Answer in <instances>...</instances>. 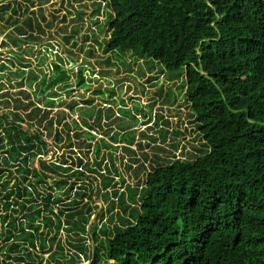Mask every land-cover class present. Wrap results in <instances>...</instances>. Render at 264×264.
I'll return each instance as SVG.
<instances>
[{"label":"trees","instance_id":"obj_1","mask_svg":"<svg viewBox=\"0 0 264 264\" xmlns=\"http://www.w3.org/2000/svg\"><path fill=\"white\" fill-rule=\"evenodd\" d=\"M99 2L108 11L105 53H130L182 79L202 139L194 148L198 156L162 158L157 153L170 152L158 145L152 157L142 153L140 163L130 149L134 140L123 138L127 169L135 165L137 179L149 169L141 184L126 186V202L113 190L116 137L111 144L96 140L83 119L81 125L64 112L52 114V89L70 87L63 60L49 66L48 77L22 64L7 71L0 61V72L17 89L0 86V254L11 264H81L80 257L87 264H264V0ZM0 22L14 28L6 45L16 50L43 34L30 18L19 20L10 4L0 3ZM26 54L33 55L32 48ZM76 78L81 88L82 70ZM67 106L73 111L74 104ZM167 131H159L162 141ZM52 149L54 155L65 151L45 161ZM97 178V196L106 202L112 189L122 213L115 214L118 223L111 215L108 226L89 231L87 180ZM110 204L108 212L116 205ZM61 232L70 240L63 242ZM88 236L94 245L89 253Z\"/></svg>","mask_w":264,"mask_h":264},{"label":"rangeland","instance_id":"obj_2","mask_svg":"<svg viewBox=\"0 0 264 264\" xmlns=\"http://www.w3.org/2000/svg\"><path fill=\"white\" fill-rule=\"evenodd\" d=\"M0 3L10 4L19 20L24 21L30 18L36 32H38L37 25L43 31L35 44L22 46L21 49L16 50L6 45L9 43L6 35L14 31V28L0 22V61L4 62L7 71L20 68L19 64H22L29 66V69L42 70L48 77L49 66L55 64L57 58L63 60L62 67L69 71L70 87L52 89L53 100L56 101L52 114L64 112L78 124H81L80 121L83 119L88 126L94 128L91 134L96 140L111 144V138L116 137L117 143L113 146L117 150L112 159H114L113 165L117 173L113 190L124 194L126 202L129 197L126 186L133 189L136 182L139 181L141 184V180L145 178L149 169L146 173H141L138 179L133 172L136 170L135 165H132L130 170L127 169L130 160L126 156L122 157L123 138L134 140L130 149L139 157L140 163H142L141 154L146 153L152 157L156 153L152 150L153 146L158 145L170 152V155L157 153L162 158H170L172 155L176 158L198 156L195 149L202 143V139L198 138L193 119L189 117L190 110L184 102L185 89L182 79L165 73L160 65L135 58L130 53H105L103 48L108 36L107 24H105L108 11L99 0H4ZM98 5L100 7L96 12ZM7 14L9 16L10 12L8 11ZM69 38L70 40L67 41L66 39ZM28 47L32 48L33 55L26 54ZM11 50L23 59L9 54ZM41 60H44L43 66H39ZM78 70H82L83 86L81 88L78 87L76 78ZM8 80L6 72H0L1 88L9 93L16 92V88L11 89L15 81L8 83ZM40 80L39 75L36 83L38 84ZM26 90L29 93L33 91L27 87ZM110 93L114 96L112 97ZM36 96L41 97L39 94ZM87 101H91V104L83 105ZM68 104H74L73 111L68 108ZM40 107H42L41 104ZM88 111L92 112L91 117L86 115ZM164 121H167L168 125H164ZM24 127L26 128V125ZM162 128L168 130L163 141L158 134ZM145 135L147 137H144ZM150 136H153L155 141L148 139ZM48 143L49 146L54 145L51 138L48 139ZM173 144H177L176 150L168 147ZM64 151L62 149L54 155L55 150L52 149L43 159L54 162V158ZM101 153L105 155L106 152L102 149ZM144 165L148 167L149 162ZM33 166H37V160L33 162ZM106 166H109V163ZM102 169H104L103 164ZM118 177L124 181L123 184ZM95 181L87 180L90 184L87 194H90L93 200V204L90 205L92 211L89 218V231L91 226H97V230L103 223L108 226L111 215L114 216V222L118 223L115 214L122 213L117 206L116 198L111 196L112 189L108 191L110 196L106 202L100 198L101 195L97 196L96 188L99 186L100 179L97 178ZM112 201L116 205L113 211L108 212ZM86 202L84 200L83 203ZM101 215H103L102 220H100ZM109 226L111 227L110 224ZM59 236L64 242L66 239L64 234L61 232ZM63 246L64 253L68 255L71 249L64 243ZM85 246L88 253L94 246L89 236L85 238ZM4 256L0 254V264H11L12 261ZM47 257L48 255H45L44 259ZM79 260L81 264L88 263L82 257ZM64 264L69 263L64 262Z\"/></svg>","mask_w":264,"mask_h":264}]
</instances>
